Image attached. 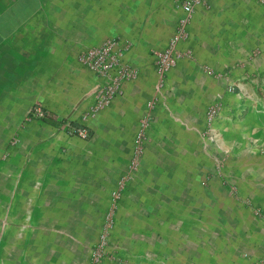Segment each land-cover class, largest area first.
Masks as SVG:
<instances>
[{
	"label": "crops",
	"instance_id": "0c3cea01",
	"mask_svg": "<svg viewBox=\"0 0 264 264\" xmlns=\"http://www.w3.org/2000/svg\"><path fill=\"white\" fill-rule=\"evenodd\" d=\"M181 14L174 0H0V264H90L148 115L141 169L125 174L133 179L109 237L115 259L100 264H232L255 247L264 258V227L223 217L200 167L205 116L218 100L214 127L227 145L249 148L255 133L264 145V5L196 7L183 56L161 80L153 54ZM107 39L130 44L139 75L87 122V140L67 136L62 124L77 123L103 84L78 56ZM35 106L44 120L29 119Z\"/></svg>",
	"mask_w": 264,
	"mask_h": 264
},
{
	"label": "rangeland",
	"instance_id": "374dc122",
	"mask_svg": "<svg viewBox=\"0 0 264 264\" xmlns=\"http://www.w3.org/2000/svg\"><path fill=\"white\" fill-rule=\"evenodd\" d=\"M207 129L208 125L205 116V128L201 134L202 140L200 148L202 152L201 155L204 159V164L200 166L201 172L202 174H206V177L201 182L202 188L210 187L217 190L216 200L223 205L221 206L223 207L222 216L226 219L237 222L243 221L251 230L264 227V145H260V143L256 142L258 140L255 138V135H257L255 133L251 136L249 148H234L226 144L221 132L216 130L214 125L213 129L216 137L215 141L211 142L206 134ZM137 134L138 132H136L132 143V152L127 164V170L117 180L115 188L111 192L110 208L105 215L104 223L99 227L98 241L95 246L98 245L107 217H110L111 226L108 228L107 233L108 243L105 246L104 253L101 255V263L105 260L115 259L113 256L114 254L109 251V237L114 228L115 213L127 189L128 183L141 169V163L147 145L146 132L144 133L145 139L142 153L137 157L136 169L134 171L131 170V168L133 169L131 166H133L132 159ZM128 170H130L131 173H135L133 177L130 178L128 175H125ZM119 182L124 183L122 189L118 186ZM115 194H119L117 199H115ZM202 215V219L209 218V213L203 212ZM256 236L257 235L254 237ZM252 238L253 235H250L249 240H252ZM238 240L239 239H235V242ZM235 245L237 248L242 249L241 242H237ZM258 255V251L255 247L253 251L244 250L236 253L235 257L232 255L231 261L232 264H264V258Z\"/></svg>",
	"mask_w": 264,
	"mask_h": 264
},
{
	"label": "built area",
	"instance_id": "2783aa9c",
	"mask_svg": "<svg viewBox=\"0 0 264 264\" xmlns=\"http://www.w3.org/2000/svg\"><path fill=\"white\" fill-rule=\"evenodd\" d=\"M175 5L182 11L179 17L175 31L169 39L166 48L163 51L154 53V70L161 80H164L171 68H173L178 60L183 56L179 50V45L187 39V26L190 23L193 11L196 7L208 5L211 0H174ZM264 5V0H254ZM130 50V44L122 42L120 39H107L97 47L88 48L80 52L78 56L79 63L90 70L97 79L103 81V84L92 89L88 95L92 97L93 102L80 115L79 121L76 123L71 119H67L61 126L62 131L70 137H77L82 140L89 138L87 122L94 117L99 111L108 106L110 102L122 95V86L124 83L134 81L139 72L132 67L126 60V54ZM149 110L153 107L148 105ZM221 105L219 100L213 104L206 114V122L208 125L207 136L211 142L215 141L213 125L220 115ZM47 113L40 107L35 106L29 114V119L44 120ZM150 115L145 116L139 124L137 137L134 144L133 153V169H136L138 156L142 153L144 146V133L149 126ZM125 180V179H123ZM120 189L124 186L123 182H119ZM119 194H115V199ZM111 219L107 217L103 226L98 245L91 250V264H100L101 255L104 253L106 244L108 243V228L111 226ZM107 229V230H106Z\"/></svg>",
	"mask_w": 264,
	"mask_h": 264
}]
</instances>
